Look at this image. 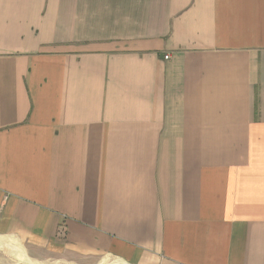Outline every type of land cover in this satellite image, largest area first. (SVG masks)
<instances>
[{
  "label": "crops",
  "instance_id": "obj_1",
  "mask_svg": "<svg viewBox=\"0 0 264 264\" xmlns=\"http://www.w3.org/2000/svg\"><path fill=\"white\" fill-rule=\"evenodd\" d=\"M15 249L264 264V0H0Z\"/></svg>",
  "mask_w": 264,
  "mask_h": 264
},
{
  "label": "rangeland",
  "instance_id": "obj_2",
  "mask_svg": "<svg viewBox=\"0 0 264 264\" xmlns=\"http://www.w3.org/2000/svg\"><path fill=\"white\" fill-rule=\"evenodd\" d=\"M19 252L17 251V253H16L15 251H13L12 252V256H11V254H10V252L8 250L7 251L6 250L5 251L4 250H1L0 251V257L3 259L2 261H4V259L5 260L6 259H12V262L15 263V264H23L24 262L22 261ZM112 259L113 258H110V259H98V261H97L96 264H99L103 260L105 261V264H108L111 261H113ZM33 262H34V264H69V263H66L64 261H58V260H54V259H45V260H40V261H34L33 260Z\"/></svg>",
  "mask_w": 264,
  "mask_h": 264
},
{
  "label": "bare ground",
  "instance_id": "obj_3",
  "mask_svg": "<svg viewBox=\"0 0 264 264\" xmlns=\"http://www.w3.org/2000/svg\"><path fill=\"white\" fill-rule=\"evenodd\" d=\"M10 239V238H9ZM11 241V240H10ZM3 248V247H2ZM18 249H15V251L17 252ZM19 252V250H18ZM25 252H23L22 254V251L20 250L19 254H20V257L22 259V261L24 262L23 264H34L33 260L29 257H27L25 254ZM110 262V261H109ZM119 262V260H113L111 261L110 263L108 264H117ZM36 263V262H35ZM99 264H105V261L103 260L102 262H100Z\"/></svg>",
  "mask_w": 264,
  "mask_h": 264
},
{
  "label": "built area",
  "instance_id": "obj_4",
  "mask_svg": "<svg viewBox=\"0 0 264 264\" xmlns=\"http://www.w3.org/2000/svg\"><path fill=\"white\" fill-rule=\"evenodd\" d=\"M165 58H169V55H166Z\"/></svg>",
  "mask_w": 264,
  "mask_h": 264
}]
</instances>
